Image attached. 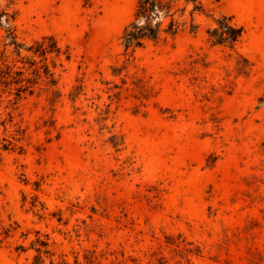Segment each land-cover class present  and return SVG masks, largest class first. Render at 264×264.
I'll return each instance as SVG.
<instances>
[{
	"label": "rangeland",
	"instance_id": "1",
	"mask_svg": "<svg viewBox=\"0 0 264 264\" xmlns=\"http://www.w3.org/2000/svg\"><path fill=\"white\" fill-rule=\"evenodd\" d=\"M7 4L0 264H264V0H203L196 31L134 49L136 0Z\"/></svg>",
	"mask_w": 264,
	"mask_h": 264
},
{
	"label": "trees",
	"instance_id": "2",
	"mask_svg": "<svg viewBox=\"0 0 264 264\" xmlns=\"http://www.w3.org/2000/svg\"><path fill=\"white\" fill-rule=\"evenodd\" d=\"M10 1L8 0V4ZM203 10V0H136L134 18L123 29L122 43L125 49H134L142 46L147 40L159 39L161 35L174 36L187 24L190 31H196L198 25L195 22V15ZM14 18L15 12L9 14L7 8L0 6V23L3 21L6 25L8 43L14 44L15 51L19 53L25 45L18 43L15 39L14 29L11 26V20ZM215 21L217 26L207 31L213 43L227 44L232 47L240 40L243 27L233 22L231 16L223 15ZM50 39L52 40V37L42 36L41 41H35L33 51L41 56L53 51L59 52L56 45L49 47L45 44V41ZM26 49L31 50L32 46ZM37 259L40 257L37 256Z\"/></svg>",
	"mask_w": 264,
	"mask_h": 264
}]
</instances>
